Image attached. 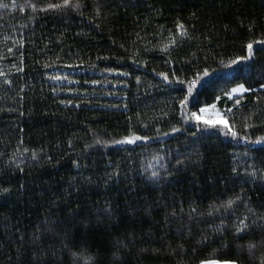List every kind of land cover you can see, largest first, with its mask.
<instances>
[{"label":"trees","instance_id":"obj_1","mask_svg":"<svg viewBox=\"0 0 264 264\" xmlns=\"http://www.w3.org/2000/svg\"><path fill=\"white\" fill-rule=\"evenodd\" d=\"M12 3L0 264H264V0Z\"/></svg>","mask_w":264,"mask_h":264},{"label":"snow or ice","instance_id":"obj_2","mask_svg":"<svg viewBox=\"0 0 264 264\" xmlns=\"http://www.w3.org/2000/svg\"><path fill=\"white\" fill-rule=\"evenodd\" d=\"M69 2V0H64V3L67 4ZM0 6H3V7H8V5H0ZM12 7H17V5L15 4V0H13V3L11 5ZM34 7V6H33ZM49 7H59V5H49ZM20 10L23 11V6H19ZM179 27V26H178ZM261 44H264V41H260ZM247 48H248V51H249V54L251 55V52H252V49H253V44L252 43H249L247 45ZM239 59H242L241 57H237V60ZM243 59H247V57H244ZM161 75H165L163 73H161ZM165 78H167L165 76ZM261 87H264V85H262ZM244 89V85L241 84V85H238L236 88L232 89L233 92H236L238 90H243ZM191 90V89H189ZM230 95V94H229ZM184 101H181V104H183ZM237 103H239V101H237ZM209 107H212V106H206L204 108H201L200 109V112L201 113H204V112H207L208 111V108ZM218 117H219V113L216 114ZM193 116L197 119V120H200L201 117L196 115L195 113H193ZM220 123H224L225 125H227V122L223 119H221L219 121ZM205 123L207 124H212L214 123L213 120H206ZM172 131H176L175 128L172 129ZM229 131H231V134L233 136H236L237 135V132L232 130L231 127L229 126ZM138 139V137H135L134 135L133 136H127V137H124V140L127 141V142H135V140ZM139 139H148V137H139ZM261 140H264V138H257V141H261ZM153 175H155V173H153ZM6 191V190H5ZM241 229H237V231H240ZM201 264H235L234 261H216V260H209V261H202Z\"/></svg>","mask_w":264,"mask_h":264},{"label":"rangeland","instance_id":"obj_3","mask_svg":"<svg viewBox=\"0 0 264 264\" xmlns=\"http://www.w3.org/2000/svg\"><path fill=\"white\" fill-rule=\"evenodd\" d=\"M237 86H235V87H233L232 89H234V88H236ZM232 89H231V91H230V96H232V95H235V94H238V93H240V92H242V91H244V89L243 90H238V91H236V92H233L232 91ZM208 106H212V107H209L208 108V111L207 112H204V113H201L200 112V109H199V114H198V116H200L201 117V119L202 120H214V121H220L221 119H222V114H223V112L219 109V107L216 105V104H211V105H208ZM206 107V106H205ZM202 108H204V107H202ZM217 113H219V117L216 115ZM252 144H264V140H261V141H257V140H255V141H253V142H251ZM217 261V260H216Z\"/></svg>","mask_w":264,"mask_h":264}]
</instances>
